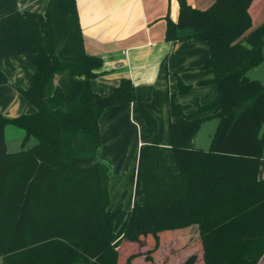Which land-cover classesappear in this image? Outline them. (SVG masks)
Wrapping results in <instances>:
<instances>
[{"label": "trees", "instance_id": "16d2710c", "mask_svg": "<svg viewBox=\"0 0 264 264\" xmlns=\"http://www.w3.org/2000/svg\"><path fill=\"white\" fill-rule=\"evenodd\" d=\"M45 1L37 12L0 0V58L28 55L34 67L29 85L17 87L33 111H0L4 264H157L191 245L198 254L179 264H257L264 256V84L246 73L264 61V22L252 26L253 0H214L205 9L178 0L177 20L166 16L165 41L207 42L202 68L213 74L199 84H215L217 94L193 111L169 95L176 171L163 158L155 116L140 111L142 201L128 208L123 251L114 245V225L124 209L110 204L114 172L101 152L99 119L134 102L135 84L121 78L106 94L94 91L103 59L84 49L77 1ZM7 81L0 68V85ZM188 90L178 79L177 94ZM210 117L218 123L209 148L196 147ZM10 124L25 131L15 152L6 146ZM30 137L35 144L23 148Z\"/></svg>", "mask_w": 264, "mask_h": 264}, {"label": "crops", "instance_id": "0c3cea01", "mask_svg": "<svg viewBox=\"0 0 264 264\" xmlns=\"http://www.w3.org/2000/svg\"><path fill=\"white\" fill-rule=\"evenodd\" d=\"M76 1L84 49L88 54L98 55L103 59V67L98 71V76L91 79V88L100 94H106L121 78H130L135 84L134 102L109 107L99 119L101 152L112 162L115 176L124 174L113 178L111 184L132 183L128 190L130 197L125 191L124 194H119L121 198H126L123 202L127 203L124 206L123 202L118 200L124 209L120 215L125 214V225L129 215L128 208L142 201V197L137 194L140 186L142 146V120L139 113L145 102L155 100L168 115V86L172 83L173 73L188 74L193 77V81L211 78L213 72L209 74L200 71L201 65L209 56V48L205 45L206 42L193 39L165 41L166 16L177 20L178 0ZM213 1L187 0L199 9L209 7ZM37 2H40L39 6ZM19 5L21 9L43 12L46 1L27 0L25 6L20 1ZM249 12L253 27L264 22V0H253ZM0 68L8 77L7 83L0 85V111L6 117H14L20 114V110L15 107L18 104L16 102H23L17 87L29 85L34 67L28 55H18L0 58ZM246 75L251 79H259L264 84V61L249 69ZM11 99L15 101L13 106ZM177 100L181 102L179 97ZM21 111L31 112L33 106H27ZM6 137L5 127L8 146L9 140ZM164 140L163 144L160 143L163 158L176 171L170 139L166 142L164 137ZM258 177L264 179V158L260 160ZM124 179L126 181L121 182ZM119 203L111 205L116 207ZM123 228L116 236L114 245L121 240ZM193 253L198 254L196 245L185 249L183 256L171 254L164 259L160 257L157 264H179L187 255ZM257 264H264V256Z\"/></svg>", "mask_w": 264, "mask_h": 264}, {"label": "rangeland", "instance_id": "374dc122", "mask_svg": "<svg viewBox=\"0 0 264 264\" xmlns=\"http://www.w3.org/2000/svg\"><path fill=\"white\" fill-rule=\"evenodd\" d=\"M20 1H21V4L23 6H25V2L27 0H20ZM37 4H38L37 6H39L40 2H37ZM195 41H203V40H195ZM204 42H206V41H204ZM205 45L208 46L207 42ZM200 71L212 74L211 69L202 68V65H201ZM171 75H172V80H171L172 83H170V85L168 86V90H169L170 94L175 93V95H176L175 101L176 102L178 101L177 99L179 97L181 102H178V103L190 105L191 111L195 110L198 105L206 104L207 102L212 100L217 94L216 86L213 83L199 84V81H201L203 79L193 81L192 76H190L188 74H183V73L181 75L179 72L173 73ZM178 79H181L185 84L189 85V90L187 91V93H185L183 95L177 94ZM20 99L23 102H16L18 104L15 107L20 110L19 111L20 113H23L24 111H21V110H24V108H26L27 106H30L31 104L22 96ZM10 102H11L12 106L15 103V101H13L12 99L10 100ZM12 106H11V108H12ZM167 106H168V102H167ZM143 108L147 109L151 114H153L157 120L159 143L163 144L165 142L164 137L166 139V142H168V140L170 139L169 127H168V115H167L165 110L163 111V107L161 106V104L159 102H156L155 100L147 101V102H145V105L143 106ZM217 123H218L217 117H210V118L206 119L200 125V127L198 128L196 137L194 139V145L196 147L203 148V149L209 148L212 136H213V134L216 130V127H217ZM6 136H7L6 138L9 140L8 146H7V150L9 152H15V151H18L22 148L21 143H22V140L25 136V131L22 128L17 127L15 125H11V124L7 125L6 126ZM35 142H36V139L34 137H30L23 148H30L32 145L35 144ZM174 167L176 168V164L174 165ZM119 174L116 176L114 175L115 177L113 176V178L115 179L119 176L121 177L122 175H124V174H120V175ZM125 181H126V179L122 180L121 182H125ZM131 185H132V183H112L110 185V190H109L110 204H116L117 205V203H119V202L121 203V202H123V200L126 201V198L125 197L121 198L119 194H124L125 192H128V190H130V188H131ZM126 194H129V197H130V192H128ZM118 200H119V202H118ZM123 204H124V206H126L127 203L123 202ZM124 215H119L116 219V222L114 225V231L116 232V236L120 233V231L122 230V228L124 226V218H125ZM126 245L127 244L124 243L123 240L122 241L120 240L117 242V246L121 247L122 251L124 249L128 248ZM0 264H4L1 257H0Z\"/></svg>", "mask_w": 264, "mask_h": 264}]
</instances>
